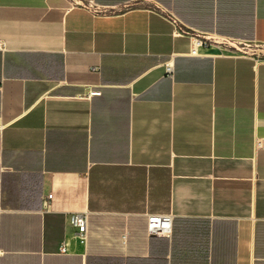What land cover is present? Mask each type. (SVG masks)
<instances>
[{
	"label": "crops",
	"instance_id": "0c3cea01",
	"mask_svg": "<svg viewBox=\"0 0 264 264\" xmlns=\"http://www.w3.org/2000/svg\"><path fill=\"white\" fill-rule=\"evenodd\" d=\"M93 1L0 0V264H264V0Z\"/></svg>",
	"mask_w": 264,
	"mask_h": 264
},
{
	"label": "built area",
	"instance_id": "2783aa9c",
	"mask_svg": "<svg viewBox=\"0 0 264 264\" xmlns=\"http://www.w3.org/2000/svg\"><path fill=\"white\" fill-rule=\"evenodd\" d=\"M83 4L80 0H71ZM91 6V5H89ZM95 11H98L94 9ZM168 19L174 24V33H179L181 29L177 27V18L168 13ZM219 45L224 48H233L238 51L244 52L243 49L247 47L244 43L225 37H210V35H201L197 32L191 37L190 54L195 55L199 47H208L210 45ZM5 43L0 39V50H4ZM165 72L168 76H172L173 66L171 63H165ZM97 94L98 92H92ZM172 217L170 214L151 215L147 217V231L149 234L169 236L172 230ZM68 222L70 226L75 228L73 236L80 244H85L88 233V213L87 212H73L69 214ZM60 251L64 252V244L61 246Z\"/></svg>",
	"mask_w": 264,
	"mask_h": 264
},
{
	"label": "rangeland",
	"instance_id": "374dc122",
	"mask_svg": "<svg viewBox=\"0 0 264 264\" xmlns=\"http://www.w3.org/2000/svg\"><path fill=\"white\" fill-rule=\"evenodd\" d=\"M83 4H85V5H91L90 7H92V8H94V9H96V10H98V11H101L103 8H99V7H97L96 6V4H95V2L93 1V0H80ZM198 34H201V35H206V34H202V33H200V32H197ZM243 50H247V48L245 47V49H243Z\"/></svg>",
	"mask_w": 264,
	"mask_h": 264
}]
</instances>
